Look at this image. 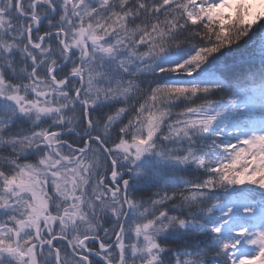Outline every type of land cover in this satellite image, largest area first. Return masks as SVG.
<instances>
[{"label": "snow or ice", "instance_id": "snow-or-ice-1", "mask_svg": "<svg viewBox=\"0 0 264 264\" xmlns=\"http://www.w3.org/2000/svg\"><path fill=\"white\" fill-rule=\"evenodd\" d=\"M0 264H264V0H0Z\"/></svg>", "mask_w": 264, "mask_h": 264}]
</instances>
